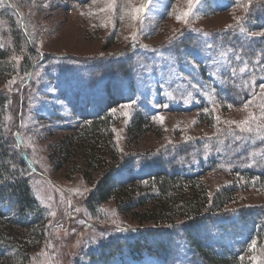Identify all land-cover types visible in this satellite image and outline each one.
<instances>
[{
	"label": "rangeland",
	"instance_id": "obj_1",
	"mask_svg": "<svg viewBox=\"0 0 264 264\" xmlns=\"http://www.w3.org/2000/svg\"><path fill=\"white\" fill-rule=\"evenodd\" d=\"M232 1L9 0L10 11L0 0V50L8 54L0 68L5 131L18 132L26 156L19 171L44 210L30 229L0 222V238L17 251L4 252L0 264H168L154 256L133 262L128 244L140 237L151 244L147 235L166 229H175L174 243L182 244L181 222L207 212L201 187L208 202L232 187L219 212L249 211L247 220L260 209L262 219L264 52L247 60L219 40L264 0ZM261 36L264 29L248 35ZM224 73L238 94L249 92L239 103L217 89ZM106 90L117 102L106 101ZM250 114L251 130L240 131ZM136 116L143 133L129 134ZM157 169L190 182L161 198ZM109 175L122 187L87 208ZM225 239L219 241L225 247L243 242ZM241 251L245 264H264V241H248Z\"/></svg>",
	"mask_w": 264,
	"mask_h": 264
},
{
	"label": "trees",
	"instance_id": "obj_2",
	"mask_svg": "<svg viewBox=\"0 0 264 264\" xmlns=\"http://www.w3.org/2000/svg\"><path fill=\"white\" fill-rule=\"evenodd\" d=\"M212 1L214 5L217 6V4H215L216 0ZM227 2H229L228 6L234 5L232 0H227ZM4 4H6V7L10 11L13 9L9 0H4ZM219 7L220 9L226 8L222 6ZM261 29H264V2L256 4L253 8L248 10L247 19L242 25H237L223 32L220 36L221 39L219 40V44H224L223 47L225 48L230 47L231 50L240 51L247 60H254L257 52H264V36L248 37V35L260 31ZM203 53L202 57L204 58V55L206 57L203 60L204 69L201 75L204 73L205 77V74L209 71V68H206L208 66L206 63L208 53L205 51H203ZM7 56L8 54L0 50V68L3 66V62L6 60ZM222 76H224L225 83L217 89L223 90L222 97L225 98L227 102L234 105L235 102L239 103L243 100L244 96L240 97L242 94H249L248 91L243 90L238 94L228 82L231 78L226 76L225 73L222 74ZM105 92L108 96L107 102L109 101L110 104L112 102H117L118 99L116 97L111 98L112 93H110V91L106 90ZM216 94H219V91H216ZM5 104L6 99L0 97V222H5L19 228L30 229L31 226L36 225V223L40 221L44 210L34 197L28 179L24 175V169L22 172L19 171V165L24 164L22 157L25 158L26 156L19 151L21 142L17 137L18 132L15 131L17 135L13 133L10 136L7 129L5 131ZM19 107H21V102L19 103ZM20 113L21 111L19 110L17 117H20ZM137 118L136 116V120H134L132 127L128 129L129 134L143 133V123ZM15 125H18L17 122ZM15 129L17 130L18 128ZM85 131L90 134H95L96 129L95 127H86ZM260 142H262L260 146L264 148V138L263 141ZM24 165H22L23 168L26 166ZM32 168L33 167L30 165L27 166V169L30 171ZM154 175L156 176L154 183L157 184L159 196L161 198H170L171 194L179 188L184 181L190 182L189 180H185L177 171L168 173L162 169H157ZM121 187V180L114 178V176L109 175L102 178L97 184L95 191L87 198V208L92 209L96 207V205L106 201L115 190H119ZM201 188L200 198L203 203V208H205L208 203L205 210L207 212H195L191 214V216L185 217V220L181 222L182 225L179 233L181 235L182 244L174 243V239L177 238L175 237L177 233L175 229L173 231L172 229L163 230L165 228H161V230H163L162 233L147 235V239L152 242L151 244H148L145 240L146 238L142 237L128 244L131 249L127 247L128 250H130H127V254L131 261L136 262L133 258L134 256L139 259L141 256H154L161 259L163 263H165L166 260L168 264H200V262L202 264H245L244 260L239 258L244 244L248 241H250V243L255 241V245L257 246L264 241V214L262 219L259 220L257 214L260 213V209H254L252 212L255 213L256 216L246 220L243 213L249 211L239 212L237 217H233V215H229L225 212H219L224 209L232 192H234L228 189L232 187L220 188V190L213 194L209 202L207 201V192L205 188ZM216 211H218V213H212ZM249 217L251 216L249 215ZM235 220L239 225L232 224ZM247 221L251 222L247 223ZM246 224L248 225L245 230L246 234L242 235L240 233L243 231L242 228H244ZM211 226L220 228L224 235H221L217 231H212L210 228ZM210 231H212V234L209 233ZM224 236L227 242L231 239L236 241V239L241 238L243 242L239 244L233 243V245L232 243H228L229 245L231 244V246L225 247V245H220L222 242H219L224 239ZM8 249L17 253L14 245L6 243L0 238V258ZM186 250H188L187 254Z\"/></svg>",
	"mask_w": 264,
	"mask_h": 264
},
{
	"label": "snow or ice",
	"instance_id": "obj_3",
	"mask_svg": "<svg viewBox=\"0 0 264 264\" xmlns=\"http://www.w3.org/2000/svg\"><path fill=\"white\" fill-rule=\"evenodd\" d=\"M192 3V0H189V4L191 5ZM142 10V7L141 8H138V9H135L134 11L136 13H139L140 11ZM189 15V12H185L182 14L183 17H187ZM135 19V16L133 17ZM182 17L181 16H178L177 19L178 21L181 19ZM239 22V21H238ZM237 59H239V56H237ZM241 71H244V69H241ZM129 105H123L122 107H128ZM245 108L248 107L247 104L244 105ZM261 118H264V108H262V116ZM256 117L254 116H251V114L249 115V117L247 119H245L244 121H242L240 124L237 125V127L240 129V131H250V127H248L249 125V121L250 120H255ZM253 244H255V241H253Z\"/></svg>",
	"mask_w": 264,
	"mask_h": 264
}]
</instances>
